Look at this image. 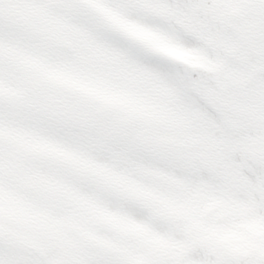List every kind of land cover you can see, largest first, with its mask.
I'll return each mask as SVG.
<instances>
[{
  "label": "snow or ice",
  "instance_id": "snow-or-ice-1",
  "mask_svg": "<svg viewBox=\"0 0 264 264\" xmlns=\"http://www.w3.org/2000/svg\"><path fill=\"white\" fill-rule=\"evenodd\" d=\"M0 264H264V0H0Z\"/></svg>",
  "mask_w": 264,
  "mask_h": 264
},
{
  "label": "rangeland",
  "instance_id": "rangeland-1",
  "mask_svg": "<svg viewBox=\"0 0 264 264\" xmlns=\"http://www.w3.org/2000/svg\"><path fill=\"white\" fill-rule=\"evenodd\" d=\"M175 55H177L178 57L187 60L188 62L191 63H202V58L199 56H196L190 52H185L182 50H174ZM236 239H242L243 237L240 235H236L235 236Z\"/></svg>",
  "mask_w": 264,
  "mask_h": 264
}]
</instances>
